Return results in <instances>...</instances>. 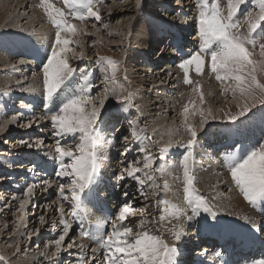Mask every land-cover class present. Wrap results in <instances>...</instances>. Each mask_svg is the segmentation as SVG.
<instances>
[{
	"label": "rangeland",
	"instance_id": "1",
	"mask_svg": "<svg viewBox=\"0 0 264 264\" xmlns=\"http://www.w3.org/2000/svg\"><path fill=\"white\" fill-rule=\"evenodd\" d=\"M57 1L58 4H54L51 2L49 3L54 5L56 8H60L61 6L64 7L63 0ZM115 1H118L117 3L119 5L114 3ZM157 1L159 0H140L141 7L140 10L137 11V0H105V6L100 7L102 20L96 24L95 28L92 27V24L95 23L92 18H89L87 21H85L83 27L86 34H82L73 38L76 42L70 45L73 51L68 53L69 63L73 68L76 69V72L70 82L71 86H76L78 83H82L83 81H81V77L84 73H87L88 79L95 85V87L92 89V94L94 96H103L106 87L123 86L125 89H127V91L133 94V103L135 105H139L140 108L139 112L135 107L125 110L124 106H122L121 103L117 102L116 97L109 94L105 101L104 107L101 109V123L99 124L100 131L104 135H106L105 133L108 131L109 134H111L107 135L108 137H110L109 139L111 141V143H109L110 146L106 151L107 154L109 153V155L105 158L104 171H100L99 181L96 188L97 195L108 194V196H106V199H101V205L108 206L105 207V209H111L112 207H114V209L112 208V210L110 211V214L114 215L118 211L119 207L125 202V200L122 198L124 197L123 193L126 191V188H136L138 190L135 182L127 179V177L124 181L117 180V176L121 173L122 169L126 165H128L129 162H133V166L138 167H142L144 163V154L139 151L141 141L134 140L131 135L133 125L137 126V131H139L140 129H146V132L141 133V137L143 138V136L146 135L149 138L144 142L148 145V152L152 157L155 158L153 167H156L157 165H163L166 166L167 169H172L174 171V173L170 174L168 179H166L169 187V190H167L166 192L155 190L156 194L153 195L152 192L149 191L145 198L144 196L140 195L139 190L132 192L126 191L128 192V197L125 199H127L132 207L137 210V214L130 216L128 218V221H126L127 223H130L131 226H133L134 230H139L136 229L135 226L141 219L144 218H147V220L149 221V223H146L144 226L147 229L151 228L153 225L157 227L158 222H160V220L162 219L164 220V222H166L165 217L169 215L170 211H173V209L169 207V205L173 204V199H178L180 195L181 197H183V183L181 181L182 179L176 178L179 177V175L182 178V169L180 168L179 163L182 160L186 149L178 146L177 149L179 152L176 158L174 157V155H166L165 159H161V154L159 155L158 149L154 147L155 143L153 142H155L158 136V131L161 128H164L165 125L171 126V123L175 124L180 140L183 139V141H186L190 139V135L187 133L186 127L185 129H183V126H185V124L182 122L183 119L179 115L180 101H177L175 111L174 109L172 110L171 107L170 109L167 106L168 104H171L172 100H174L176 96H180L183 93L182 89L179 86V83L181 82L175 81V73L179 69L178 65L183 62V60L189 58L191 54L199 51L200 49V47H198L200 43L198 44V46H196L194 45L196 42L190 41L191 35L194 36L193 38L198 37L196 17L198 15L199 9L197 6V0H186V2H183L182 4H177L176 0H166L169 2L171 7L169 9V13L166 14L160 13L159 10L162 8L155 5V2ZM29 2L31 3L26 4V8L28 7V9L26 10H31V13L29 14H33L34 16L39 15V17L41 18L40 21L46 23L49 28L48 30L52 35V45V43L54 42L56 29L50 23V19L47 18L48 15L45 11V3L42 0H31ZM209 3H211V0H209ZM220 3L221 6L224 7L226 5V0H220ZM114 4L118 5L115 11L112 10ZM126 4H129V6H127ZM124 7H126L125 9L128 8L129 11L125 13L121 12L119 14V12L123 10ZM258 9L259 0H248V3L241 7L240 12L237 14V18L240 21H243L246 13L257 11ZM155 14L156 17H154ZM163 15L166 16V18L168 16L169 17L162 24L168 21L169 23L167 22L166 24L175 25L178 22L179 25L180 20L184 19L190 20L188 22L193 23L195 26L194 31H190L188 33L190 36L188 34L184 35L190 38H184L185 43L182 45L183 52L175 53L176 55L178 54L175 57L171 56V54L167 53L166 51L163 52V49L166 45L165 42L168 43L170 41L169 35L173 32V28L171 27L168 28V30H172L169 35H164L162 33L159 34V32L152 34V37L157 40V48L162 46V49L158 51V54L156 56L154 55L156 54L157 49L155 50V48H153L152 52H143L138 50L139 48H141L139 42H135L132 39L130 43V39L135 34H137V32L135 31L136 29L134 28L136 24H139V21H146L148 25L150 24L147 27L148 30L152 29L155 26H158L157 31H160L161 29L159 28V24L163 20V18H165L163 17ZM22 16L25 17L27 15L25 12H23ZM39 17L36 18L39 20ZM0 23L7 26H11L12 24L13 26V23L5 21H0ZM16 23L17 21L14 22V24ZM25 23L26 21H22L18 22L17 24L18 26H20V28L23 29L25 28ZM104 24H108L107 29L103 27ZM245 31L246 26H242L241 32L243 33ZM9 35L10 38L5 37L3 39L2 36L0 37V54L4 55L6 53L8 55V57L6 58L11 62V66L9 67L8 71H3L4 69L2 71L0 70V77H7L8 75L12 76V64L16 67V64L19 63V59L26 60V63H29V65L21 69L17 67L18 70H21V72L18 74V80L15 81L16 83L12 82L8 86L5 85L0 87V89L2 88L0 90V124H3L6 120H10L13 116L17 117V123L11 124V126H8V129L5 132L0 133V198L2 197V204L5 203V205L1 204L2 206H0V254L6 255L11 264L19 262L24 258L30 259L31 257L33 258L29 260V262H24L22 264H76L77 260L82 254L85 257L95 254L96 259L91 261V264H103V251L97 252L98 249H96V244L94 243V241L80 237L79 233L81 231V226L73 219L71 215L72 206L63 201H60L65 209V215L63 219L68 221V223L72 226L69 232L70 239L66 238L65 244L74 241L75 245L70 249L62 250V255L58 254L57 256L52 257L48 260H45L44 257L40 256V253L44 251L45 247L49 245L51 241L56 239L58 235L63 231V225L60 223L61 215L55 210L58 206L57 201H59L58 184L55 183L58 178L54 176L55 163L53 160H50L48 155H46V153L55 155L54 149L57 137L52 135L53 129L51 128V121L39 119L45 114L47 110L46 105L47 108L56 110V104L55 102L49 104L44 100L43 88L41 89L42 93H38L40 89H36L34 92L30 91L29 93V90L31 88L29 80L33 76H37V74L39 79V82L37 81L38 83H40V79L43 78L42 67L43 64L46 63V57L50 51L51 45L46 48L36 47V49L33 50L32 44H29V48L26 51L20 50L19 55L14 53L11 56L9 55V50L12 45L17 42V40L15 39L16 35L14 33H10ZM12 35H14V37ZM9 39L10 42L13 39L14 41L10 43ZM81 40L83 43L81 42ZM175 43L177 42H174V45ZM8 46L9 49L7 51ZM172 51L174 50H170V52ZM80 52L84 53V59L82 60H80ZM162 52L164 54L163 57H161ZM258 53L259 48L257 47V59L259 58ZM134 56L135 58L132 59V57ZM100 57L110 58L112 60L118 61L119 70L117 73L115 85H112L111 81L108 79L110 73H105V71H103ZM152 57L154 59H152ZM79 60L80 62L76 63ZM81 70H83V72ZM136 70H138L139 73L137 74V78H134L133 76L135 75L132 71ZM148 71L150 73H147ZM145 72L147 73V75L145 74ZM168 73H170V76L175 77L170 78V80L169 78L166 79L169 76ZM140 79L143 83L141 86L138 82ZM258 79H260L261 82L264 83V76H258ZM217 86L218 85H215V87ZM225 86L226 85H222L220 82V87H218L217 90L208 98H204L203 103L200 102L199 96L198 94H196L194 95L195 101L189 104V110L193 111L192 114H190V116L188 117V123L193 127L198 126L197 132L200 131L199 129H209L210 133L223 136L220 138L223 139V142L228 141L227 147H222L221 149L218 148L221 151H219L218 154L220 162H218L219 166H214L213 168V174H215L216 176L214 177V179L216 178L217 181H213L212 183H210L209 187H205V184L197 180L198 182L195 181V187H197L200 195L208 199V202L212 207L214 206V204L210 199L211 195L221 194L224 197L229 198L230 200L234 199L235 197L242 198L245 202V207L249 210L250 213L249 214L248 212H246L247 215L245 218H254L252 222L255 223V226H253V223H247V221L237 222L236 220H233L231 216H226L224 215V213H220L216 208H212V210L216 212L215 219H213L208 213L201 211L200 215L195 217L192 224L190 226H187L186 228L188 234H194L193 236H191L192 241L193 239L196 240L193 241V247L191 250V252H194L193 255H197L202 251L201 248H204L203 245L204 243H206V239H201V236L203 235V233H208L204 235L208 236L209 229L212 233H221L218 232L219 230H222V233H228L225 232V230H231L232 232L238 233V235H243L244 232L250 234L249 236H251V234H257L256 238H260L259 241H264V239L262 238L264 237V223L262 221V219H264V201H261L255 205H247L246 200L239 193L238 189L231 181L230 172L225 162L226 158H224V156L230 155L237 149H240L241 151H247L251 148L250 146L253 147L258 143L264 142V125H261L262 120L264 121V109H262L258 105L257 108L253 109L252 112L248 114V116L242 118V122H238V127L236 125L228 123V115L235 114L240 110L237 107V101L231 103V106L229 107L222 106V111L215 109L213 105L214 94L216 98L215 101L219 103L221 100L225 102H227V100H234L231 90H229L228 92L224 91ZM25 88H29V90H22ZM202 92L205 91L202 90ZM206 93H203L204 97ZM139 101L142 103H140ZM154 101H159V104H157L158 106L154 103ZM240 102L242 103V101ZM97 106H99L98 101ZM209 106L211 107L212 115L216 118L213 119L211 116H208L206 122L203 124V127H201L200 124L203 117L200 115V112L205 113V109H208ZM195 108H199L200 111L196 112ZM193 116L194 119H191ZM205 116H207L206 113ZM112 118L114 121L112 120ZM158 118L167 119V121L164 123V121H161ZM29 119L36 120L38 122V126L37 124H33L31 128L18 126L19 124H27ZM123 121L125 122V125L127 124L129 126L127 127L126 125L125 130L122 132V135H117L119 134V129L117 130L116 126H121L123 124ZM110 122L111 125H108ZM249 122H252L253 124H255V126H253V129L248 134V131L245 130V127ZM238 136L242 138L241 142L239 143L237 142ZM125 137H127V139H125ZM21 139L28 140L31 143H35L37 139H43L45 142V146L42 149H29L27 147H22L20 144H18ZM220 139L212 135L207 136V134L198 133L196 141L193 145V151L196 153V157L199 156L197 159H200V161L202 162V154L209 152L213 148L212 144H217ZM71 142V137H67L66 140L62 141V143ZM200 143L202 145L206 144L208 147L203 146L199 148ZM121 153H125L124 156ZM9 157L16 160L18 159V161H15L10 164V166H8V160L4 161V159ZM137 160L139 161L138 165L134 163ZM19 165L22 166L21 171H11L13 169L19 168ZM206 165L208 166H204V168L202 169L206 170L210 167L209 163ZM156 175L159 176L158 173ZM45 180L54 181L51 188H48L47 185L43 183V181ZM164 182L165 179H158V183L160 184L161 188H163ZM205 182L207 184V181ZM33 184L37 185V187L34 188L33 194L30 197L31 205L29 202L25 211L24 218L21 221V227L16 231H13V228L15 227L13 222L16 220V215H18L16 210L19 206V199L24 198V191L29 185ZM125 184L128 186L123 187V185ZM118 187L121 188L117 189ZM45 188H47L46 191L44 190ZM158 196L160 197L158 198ZM13 197H17L18 199L15 200L13 199ZM96 199L97 198L93 199L89 203V207L92 208V211L95 213V215H103L101 214V209L96 202ZM114 199L117 200V204H114ZM105 200H107L108 203H104ZM165 201H167L168 204H165ZM9 206L10 208L8 210H4L5 207ZM116 206L118 208H116ZM140 209H144L143 214L139 212ZM254 210L258 213H255ZM259 210H261L262 212L260 211L259 213ZM191 214L192 213L190 211L189 215ZM42 215L45 218V223L43 225H41L39 220V217ZM95 215L88 218L90 222H88V226L85 224L86 228H89L90 226L95 224ZM255 219H257L258 221L259 227L257 226V222L255 221ZM205 225L206 227H204ZM252 227L257 229H254V231H252ZM35 228H38L40 230L39 234L34 235L31 241L24 239L27 232L32 231ZM108 230L110 231L111 229L109 228ZM217 236L219 235L216 234V237ZM230 238H234V235L231 234ZM247 239L249 243H259V241L255 240V238L252 236L251 239L248 237ZM216 240L223 244L227 242V245L230 242L228 241L229 238L226 235H223L222 237L219 236V238H217ZM235 242H237V239H235ZM81 244L84 245L83 250H81V248L79 247V245ZM17 245H19V249H17ZM219 247L220 246L213 248L214 250H206L207 252L202 251V253L198 256V259L200 260L204 258V256H206L208 253L209 256H214L213 258H209V256L206 257V259L208 260L219 258L216 255V253H219L220 251V249L218 250ZM92 249L96 250L95 253L92 252ZM53 250L54 245L53 247L48 249L49 253ZM212 251L214 252L212 253ZM259 251L261 256L262 250L259 249ZM58 256L59 259H57ZM194 256H191V253H186L183 256L184 263L182 264H188L189 262L194 261L195 258L194 260L192 258ZM255 260L259 259L256 258ZM240 262L241 259L236 263L239 264Z\"/></svg>",
	"mask_w": 264,
	"mask_h": 264
},
{
	"label": "snow or ice",
	"instance_id": "2",
	"mask_svg": "<svg viewBox=\"0 0 264 264\" xmlns=\"http://www.w3.org/2000/svg\"><path fill=\"white\" fill-rule=\"evenodd\" d=\"M183 2L186 0H176L177 4ZM44 3L50 23L56 31L46 63L42 67L43 95L44 100L49 104L55 102L56 110L47 108L46 105L47 110L39 119L50 120L52 135L57 137L55 155L47 153L46 155L55 163L54 176L58 178L55 183L58 184L59 196L55 210L61 215L60 223L63 225V231L45 247L40 256L48 260L60 254L62 250L74 246V241L65 244L66 238L70 239L69 232L72 226L63 219L65 209L60 203L63 201L72 206L71 215L81 226L80 237L94 241L99 248L103 249V264H178V250L175 244L166 243L160 236L145 228V224L149 223L147 218L141 219L135 226L139 230H134L133 226L126 222L130 216L137 214V210L127 199L114 215H95L89 207V203L97 196L96 188L105 161V146L111 143L105 140L99 127L101 109L108 95L115 96L125 110L135 107L138 112L140 111L139 105L133 103V94L123 86L106 87L103 96L96 97L92 94L95 85L88 79L87 73L83 74L82 83L76 86L70 85L76 72L69 63L68 53L73 51L70 45L76 42L74 37L86 34L83 27L85 21L92 18L95 21L92 27L95 28L96 24L102 20L100 7L105 6V0H63L64 9L56 8L47 0H44ZM246 3L248 0H226V5L222 7L220 0H211V3L209 0H197L199 11L196 22L200 49L178 65L184 72V83L188 85L193 84L189 76L192 66H195L197 75L203 74L206 64L210 67L216 80L226 85L224 91L231 90L233 99L237 100V107L240 110L228 115V123L237 127L238 122H242V118L248 116L258 105L264 109V83L258 79V76H264V0H259L257 11L246 13L244 20L240 21L237 14ZM136 6L139 11L140 0H137ZM242 26H246V31L243 33ZM103 27L107 29L108 24H104ZM257 47L259 48L258 59L256 58ZM83 57L84 53L80 52V58L83 59ZM100 60L103 71L110 73L108 79L112 85H115L119 70L118 61L104 57H100ZM193 91L198 94L200 102L203 103L204 94L198 82ZM188 112L189 106H185L183 114H185V127L190 139L186 143H182L181 140H170L166 146L170 148L175 144L186 149L180 168L182 169L183 199L192 214L187 215L186 211L175 205H169L175 211L171 216L165 217L169 222L173 219L178 222L171 229L174 240L177 242L184 233L183 224L180 223L182 219L191 221L199 216L201 211L208 213L213 219L216 218V212L212 210V206L195 187L196 177L189 161L192 158L197 131L187 123ZM200 115L203 117L201 127L208 116L216 118L212 115L211 109L208 110L207 116L204 112H200ZM15 123H17L16 116L6 120L0 124V133L5 132L10 124ZM33 124L38 126L36 120L29 119L27 124L18 126L31 128ZM144 132L146 129L137 131L136 125H133L131 130L132 138L141 141L139 151L144 154L143 166H133V162H129L117 176V180L124 181L127 177L134 181L140 195L146 198L149 191L155 195V190L167 191L169 187L166 179L163 188L158 183V179L168 175V169L161 165L153 167L155 158L148 152V145L144 142L149 138L146 135L141 137V133ZM67 137H71L72 142L62 143ZM19 144L29 149H42L45 146L43 139L35 143L21 139ZM160 158H166L165 150L161 151ZM225 162L231 181L243 198L253 205L264 201V142L258 143L247 151L237 149L226 156ZM134 163L138 165L139 161ZM157 173L159 176L156 175ZM43 183L51 188L54 181L45 180ZM35 187H37L35 184L29 185L23 193L24 198L19 199L16 210L18 215L13 222L15 225L13 231L21 227L29 198ZM44 190L46 191L47 188ZM123 195L127 198L128 192L125 191ZM13 199L18 198L13 197ZM165 204L168 202L165 201ZM139 212L143 214L144 209H140ZM93 215H95V224L85 228L88 218ZM39 220L41 225L45 223L43 215L39 217ZM252 223L255 226V223ZM39 231L35 228L27 232L24 239L31 241L34 235L39 234ZM53 245L54 250L49 253L48 249ZM16 247L19 249V245ZM79 247L83 250L84 245L81 244ZM95 251L92 249L93 253ZM216 255L219 257L221 254L216 253ZM95 259V254L88 257L82 254L76 264H91V261ZM0 264H11V262L6 255L0 254ZM251 264H264V258L254 260Z\"/></svg>",
	"mask_w": 264,
	"mask_h": 264
},
{
	"label": "bare ground",
	"instance_id": "3",
	"mask_svg": "<svg viewBox=\"0 0 264 264\" xmlns=\"http://www.w3.org/2000/svg\"><path fill=\"white\" fill-rule=\"evenodd\" d=\"M31 0H0V21H5V22H9V23H13V26L11 24V26H7L5 25H0V37L2 36V38L4 39L5 37H8L10 38V33H14L16 36V40L17 42H15L12 47L10 48L9 50V55H13L14 53L19 55L20 54V50L22 51H26L28 48H29V44H32L33 46V50L36 49V47H40V48H46L48 46L51 45V42H52V35L51 33L49 32V28L48 26L46 25L45 22H41V18L39 17V15H33V14H29L31 13L29 10L27 11L26 9H28V7L26 8V4L28 3H31L29 2ZM37 1V0H36ZM44 2V0H42ZM15 2V3H14ZM47 2H51V3H54V4H58V1L57 0H47ZM118 2V1H117ZM116 1L114 3L118 4ZM14 3V4H13ZM41 3V2H40ZM160 5H159V4ZM119 5V4H118ZM118 5H115L113 6V11H115V9L117 8ZM127 6H129V4H126ZM125 5V6H126ZM155 5L157 6H160L162 9H160V13L162 14H166V13H169V9L171 8L170 7V4L168 1L166 0H159L157 2H155ZM126 6V7H127ZM41 7V6H40ZM126 7L123 8V10H121L119 12V14L122 12V13H125L128 10L125 9ZM190 7V6H189ZM154 8V6H153ZM60 9H64V7H60ZM173 9V8H172ZM22 11V12H21ZM192 11V9H191ZM23 12L26 13L27 16H22ZM36 17H39V20L36 18ZM154 17H156V14L154 15ZM163 20L160 22L159 24V28L161 29L160 31H157L158 30V26H155L153 27L152 29L148 30L147 27L150 25H148V23L146 21H139V24H136L135 25V28L136 29L135 31L137 32V34H135L131 39H130V43L133 39V41L135 42H139V44L141 45V48H139L138 50L140 51H151L152 52V49L155 48V50L157 49L156 51V54L154 56H156L158 54V51H160L162 48V46H160L159 48H157L156 46V43H157V40H155L154 37H152L154 33L156 32H159L164 34V35H169L170 32L172 30H168V28H173V32L169 35L170 37V41L166 43L165 45V48L163 49V52L166 51L167 53H170L171 56H177L175 53H182L183 50H182V45L185 43V37L186 39L188 38V36H184L185 34H188L190 31H194V24L193 23H190L188 21L190 20H184V19H181L180 20V24L178 25V22L175 24V25H169V24H162L165 20L168 19V17L166 18V16L163 15ZM178 17V16H177ZM49 18V16L47 17ZM186 18V16H185ZM50 19V18H49ZM48 20V19H46ZM179 20V19H178ZM22 22V21H26L25 23V28H20V26H18V24H14V22ZM148 21V20H147ZM152 21V20H151ZM146 22V23H145ZM157 23V22H155ZM169 23V22H168ZM78 26H79V23H78ZM34 33V34H32ZM189 35V34H188ZM196 35V34H195ZM14 37V35H12ZM190 36V35H189ZM172 37V39H171ZM194 36L191 35V40L192 42H196L194 45L198 46V44L200 43V39H199V36L198 37H195L193 38ZM190 38V37H189ZM188 38V39H189ZM85 39V38H84ZM14 41V39L10 42V39H9V42L12 43ZM82 42V40H81ZM174 42H177L175 43L174 45ZM83 43V42H82ZM98 45V44H97ZM27 46V47H26ZM200 47V44L199 46ZM9 49V46L7 48V51ZM85 49V48H84ZM170 50H174L172 52H170ZM162 52V55L161 57L164 56ZM188 52V51H186ZM197 52V51H196ZM3 53V52H2ZM150 54V53H149ZM169 54V55H170ZM5 55V56H4ZM4 55L0 54V70L2 71H8L9 67L11 66V62L6 58L8 57V55L5 53ZM100 55V54H99ZM134 57H132V59H134ZM25 59V58H24ZM84 59V58H83ZM152 59H154L152 57ZM80 60H82L80 58ZM77 61L76 63H79L80 62ZM157 61V60H156ZM182 61V60H181ZM19 63L16 64V67L12 64V67H11V72H12V76L8 75L7 77H0V87L2 86H5V85H9L10 83H14L15 81L18 80V74L21 72V70H18L21 69V68H25V66L27 67L29 65V63H26L27 61L26 60H23V59H19L18 60ZM141 62V61H140ZM132 63V62H131ZM134 64V63H133ZM138 66V65H137ZM18 67V68H17ZM140 68V67H139ZM137 69V68H136ZM148 69V68H147ZM209 66L206 64L204 69H203V74L202 75H197L196 74V71H195V66H192L189 70V76H190V79L193 81V84L191 85H188V84H185L184 83V72L183 70H181L180 68L176 71V79L175 81H179L181 83H179V86L180 88L182 89V94L180 96H176V98H174V100H172L171 104H168L167 107H171L172 110L174 109L175 111V106H176V103L177 101H180V116L181 118L183 119L182 122L185 124V119H184V115L183 114V109L185 106H189V104L191 102H194L195 99H194V95H196V93H194L193 89L194 87L196 86V83L198 82L199 85L201 86V92L202 90H204L205 92H202V93H206L205 97L204 98H208L210 95H212L218 87H220V81L216 80L215 78V75L214 73H212L210 70H209ZM143 70V69H142ZM34 71V70H33ZM140 71V70H139ZM151 71V70H150ZM30 72V71H29ZM134 72L133 74L135 76H133L134 78H137V74L139 73L138 70L136 71H132ZM152 72V71H151ZM147 73H150L149 71ZM147 73L145 72V74L147 75ZM160 73V72H159ZM168 77L166 79L169 78H173L175 76H170V73H168ZM5 76V75H4ZM11 77V78H10ZM161 78V77H160ZM209 78V80H208ZM20 80V79H19ZM42 79H40V83L39 82V79H38V74L37 76H33L29 81H30V84H31V88L29 90V93L30 91H35L36 89H42L43 88V84H42ZM72 80V79H71ZM24 81V80H23ZM27 81V82H29ZM38 81V82H37ZM81 81L82 80V77H81ZM146 81V80H145ZM22 82V81H21ZM71 82V81H70ZM139 85L141 86L143 83H142V80L140 79L139 81ZM16 83V82H15ZM20 83V82H18ZM23 83V82H22ZM25 83V82H24ZM103 83V82H102ZM155 83V82H154ZM35 85V86H34ZM151 85V84H150ZM215 85H218L217 87H215ZM13 86V85H12ZM146 86V85H145ZM152 86V85H151ZM150 86V87H151ZM34 87V88H33ZM163 87V86H162ZM20 88V87H19ZM2 89V88H1ZM0 89V90H1ZM26 89V88H25ZM29 89V88H28ZM39 90V91H40ZM38 93H42V90ZM209 91V92H208ZM210 93V95H209ZM26 94V93H25ZM33 94V93H32ZM28 95V94H27ZM215 94L213 95V105H214V108L219 110V111H222V106L224 107H229L231 106V103L237 101V100H232V101H229L227 100V102L221 100L220 103L215 101ZM15 100V99H14ZM140 102V101H139ZM142 103V102H140ZM154 103L157 105L159 104V101H154ZM16 104V103H15ZM22 105V104H21ZM142 106V105H141ZM158 106V105H157ZM165 108V107H164ZM170 108V109H171ZM194 108V107H193ZM211 109V107L209 106L208 109H205V113L207 114L208 110ZM158 110V109H157ZM164 110V109H163ZM166 110V109H165ZM171 110V111H172ZM193 111V110H192ZM192 111L189 110V112L186 114L187 117L190 116V114H192ZM195 111L196 112H199L200 109L199 108H195ZM168 112V111H167ZM174 113V112H172ZM4 116V115H3ZM2 117V116H1ZM23 117V115H22ZM8 118V117H6ZM159 120L161 121H164V123L167 121V119H162V118H158ZM191 119H194V116L191 118ZM113 120V118H112ZM157 120V119H156ZM114 121V120H113ZM155 121V120H154ZM109 122V121H108ZM189 122V120H187V123ZM123 124L120 126H116L117 130L119 129V134L117 135H122V132L125 130L126 128V125H125V122L123 121L122 122ZM129 123V122H128ZM171 123V122H170ZM264 125V121L262 120L261 122V125ZM108 125H111V122L108 124ZM11 126V124L9 125ZM120 126V127H119ZM129 125H127L128 127ZM253 126H255V124H253L252 122H249L247 124V126L245 127V130L248 131V134L251 132V130L253 129ZM179 128V127H178ZM197 131L198 129V126L197 127H194ZM258 128V126H257ZM262 128V127H261ZM8 129V128H7ZM183 129H185V126H183ZM228 129V128H227ZM200 131L197 132V134H207L208 135H212L214 137H217V138H221L223 136L221 135H216L214 133H210V130L209 129H199ZM9 131V130H8ZM108 131V130H107ZM244 131V130H243ZM218 132V131H217ZM216 132V133H217ZM242 132V131H241ZM106 135L102 134L105 138L106 141H110V137H108L107 135H111L109 134V131L105 133ZM115 134V133H114ZM113 134V135H114ZM158 136L155 140V143L154 147L156 149H158V153L159 155L161 154V151L162 150H165V153L166 155H174V157L176 158V156L178 155V149H177V145L173 144L170 148H167L166 146L168 145L169 141L170 140H180L179 139V135H178V132H177V128L175 127V124L174 123H171V126L169 125H165L164 128H161L159 131H158ZM225 134V133H224ZM227 134V133H226ZM237 134V133H236ZM235 134V135H236ZM232 135V133H231ZM237 142H241V137L238 136L237 138ZM38 140V139H37ZM217 140V139H216ZM223 139H220L217 144H212V149L209 151V152H206L204 154H202V162L200 161V159L198 160L197 158L199 157H196V153L193 151V154H192V158L190 159L189 161V164H190V167L194 170V174H195V177H196V182H201L203 184H205V187H209L210 186V183H212L213 181H217V179L214 177L215 174H213L214 172V166H219L218 165V162H220V158H218V154H219V149L218 148H224V147H227L228 146V141H225L223 142L222 141ZM259 140V139H258ZM181 142L182 143H186V141H183V139H181ZM247 142V141H246ZM206 143V142H205ZM210 143V141H209ZM235 143V142H234ZM19 144V143H18ZM18 146V145H17ZM110 146V144L106 145L105 146V158L106 156L109 155V153L107 154V148ZM203 146H207L206 144H199V148L203 147ZM20 147V146H19ZM208 147V146H207ZM252 147V146H250ZM15 149V147H14ZM122 150V149H121ZM113 151V150H112ZM127 152V151H126ZM221 152V151H220ZM129 153V152H128ZM135 153V152H134ZM225 153V152H223ZM227 153V152H226ZM119 154V153H118ZM222 154V153H221ZM6 155V154H5ZM206 155V156H205ZM223 155V154H222ZM228 155V154H227ZM124 156V155H123ZM130 157V156H129ZM135 157V156H134ZM172 157V156H171ZM180 157V156H178ZM223 157V156H222ZM120 158V157H119ZM224 158H226V156H224ZM109 159V158H107ZM7 161L8 160V166H10V164H12L13 162L15 161H18V159H14V158H5L4 161ZM51 160V159H50ZM179 160V159H178ZM131 161V160H130ZM180 161V160H179ZM160 162V161H159ZM163 162H167V161H163ZM181 162V161H180ZM210 165V167L206 170L202 169L204 168V166H208L206 164ZM4 164V163H3ZM162 164V163H161ZM176 164V163H175ZM180 164V163H179ZM224 164V163H223ZM174 165V164H172ZM193 165V166H192ZM156 166V165H155ZM163 166V165H162ZM180 166V165H179ZM222 166V165H221ZM13 167V166H12ZM19 168L17 169H13L11 171H21L22 170V166L19 165L18 166ZM176 167V166H175ZM104 171V163H103V166L101 168V171ZM174 173V171L172 169H168V175L162 179H168L169 175ZM159 174V173H158ZM179 177H181L179 175ZM209 178V179H208ZM177 179V178H176ZM182 179V178H181ZM198 180V181H197ZM6 181V180H5ZM182 181V180H181ZM207 181V184L206 182ZM12 183V182H11ZM170 184V183H169ZM225 185V184H224ZM124 187V186H123ZM121 187H118L117 189H119ZM197 189V187H196ZM126 191H138L136 188H126ZM200 191V190H199ZM8 192V191H7ZM164 192V191H163ZM166 192V191H165ZM201 192V191H200ZM205 192V191H204ZM206 193V192H205ZM202 194V193H201ZM210 194V193H209ZM136 195V193H135ZM6 196V195H5ZM4 196V197H5ZM106 196H108V194H99L96 196V202L98 203L100 209H101V214L103 215H108L110 214V211L112 210V208L114 209V207H112L111 209L109 208H106L105 207H108V206H102L101 205V201L103 199H106ZM167 196V195H166ZM170 196V195H169ZM160 196H158L159 198ZM11 198V197H10ZM181 198V199H179ZM179 198H174L173 199V204L175 206H177L178 208L184 210L187 212V215H189V212L190 210H188L187 206L185 205V202L183 200V197H181V195L179 196ZM102 199V200H101ZM122 199L125 200V197H123ZM214 204V206L212 208H216L220 213H224V215L226 216H231L233 220H236L237 222L239 221H247V223H251L252 224V221L254 220V218H251L247 217L248 220H244L245 217H246V212L249 213V210L245 207V202L242 198H239V197H235L234 199L230 200L229 198L227 197H224L223 195L221 194H215V195H211V198H210ZM16 200V199H15ZM100 200V202H99ZM108 200V199H107ZM105 200L104 203H108V201ZM2 197L0 198V206L2 205H5L2 204ZM115 203L114 204H117L116 203V199H114ZM148 201V200H147ZM153 201V200H152ZM171 201V200H170ZM208 201V199H207ZM29 202H30V205H31V200L29 198ZM247 205L250 204L246 201ZM2 204V205H1ZM11 204V203H10ZM172 204V205H173ZM161 206V205H160ZM159 206V208H160ZM4 207V206H3ZM10 208L9 207H5L4 210H8ZM116 208H118L116 206ZM250 208V207H249ZM163 209V208H161ZM258 211V210H257ZM261 210H259V213H260ZM157 212V211H156ZM161 212V211H159ZM255 213H258L254 210ZM262 212V211H261ZM172 214H174V209L173 211L169 213V215L171 216ZM250 214V213H249ZM168 215V216H169ZM256 216V215H255ZM257 217V216H256ZM195 218V217H194ZM194 218L193 220L189 221L187 220L186 218L182 219L180 221V223L183 224V228H184V233L183 235L181 236V239L177 242L174 240V237L172 235V231L171 229L173 228V225L177 224L178 222L176 220H171V222H169L167 219H166V222H164V220H160V222H158L157 224V227H155L154 225L149 228V230L153 233V234H156L158 236H160L161 239H163L166 243L172 245V244H175V246L177 247V250H178V255H177V260H178V264H182L184 263V255L187 253H191V256H194L193 253L194 252H191L192 250V247H193V241H196L193 239L192 241V237L194 234H188L187 231H186V228L187 226H190L192 224V222L194 221ZM160 219V218H159ZM230 219V218H229ZM157 221V220H156ZM255 221L257 222V226L259 227V223L257 221V219H255ZM263 223H264V219H262ZM88 222H90L88 220ZM86 223L89 224V223ZM134 222V221H133ZM242 224V223H241ZM86 225L84 226L86 228ZM250 225V224H249ZM88 226V225H87ZM264 226V224H263ZM262 226V227H263ZM43 227V226H42ZM41 227V228H42ZM206 227V225L204 226ZM203 228V227H202ZM242 228V227H241ZM196 229V228H195ZM252 231H254V229H257V228H254L252 227L251 228ZM259 229V228H258ZM45 230V228H44ZM57 231V230H56ZM189 232V231H188ZM209 232V235L208 236H204L208 233H203V235L201 236V239H206V243H204L203 245V249L201 248L202 251H206V250H212L213 248H216L218 246H220L218 248V250L220 249L219 253L221 254L219 256V258L217 259H214V260H208L206 259V257L209 256V253L204 256V258L202 259H198V256L202 253L199 252L197 255H195L193 258H195L194 261L192 262H189L187 261L188 264H238L236 262H238L240 259H241V262L239 264H251L250 262L254 261L256 258L257 259H260V258H264V241L262 242L261 240L259 241V239H257V234H251L252 237L255 238V240L259 241V243H254V242H250L248 241L247 237L251 239V236H249L250 234H247L245 233V236H244V233L243 235H238V233H235V232H232L231 230H225V232H228V233H222V230H219L218 232H221V233H212L210 232V229L208 230ZM195 233V232H194ZM255 233H258V232H255ZM216 234L219 235L220 237H222L223 235H226L228 236L229 240V244L227 245V242L226 243H221V242H218V240H216L217 238H219V236L216 237ZM233 234L234 235V238H230V235ZM195 237V236H194ZM211 240H209V239ZM264 239V237H262ZM235 239H237V242H235ZM247 239V240H246ZM254 240V239H253ZM95 243V242H94ZM96 244V243H95ZM251 244V245H250ZM75 245V244H74ZM253 246H256V247H253ZM200 247V246H199ZM229 248V249H228ZM96 249L97 252L99 251H103V249L99 248L96 244ZM260 250H262V257L260 256ZM214 250V249H213ZM217 250V249H216ZM217 250V251H218ZM207 252V251H206ZM214 251H212L213 253ZM249 253V254H248ZM59 255H62V253H60ZM29 256V255H28ZM62 257V256H60ZM214 256L210 255L209 258H213ZM33 257H31L30 259H26L24 258L23 260L19 261V262H15V263H12V264H22L24 262H29V260H31ZM73 258V257H71ZM57 259H59V256L57 257ZM40 260V259H39ZM38 260V261H39ZM191 261V260H190Z\"/></svg>",
	"mask_w": 264,
	"mask_h": 264
}]
</instances>
